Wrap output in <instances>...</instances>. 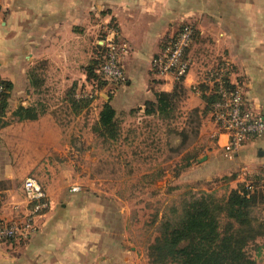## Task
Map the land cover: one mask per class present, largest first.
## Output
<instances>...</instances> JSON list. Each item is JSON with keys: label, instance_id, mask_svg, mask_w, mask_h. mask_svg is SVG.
<instances>
[{"label": "crops", "instance_id": "1", "mask_svg": "<svg viewBox=\"0 0 264 264\" xmlns=\"http://www.w3.org/2000/svg\"><path fill=\"white\" fill-rule=\"evenodd\" d=\"M184 22L194 25L187 49L191 64L181 83L186 94H209L206 71L227 62L228 79L241 85L245 102L264 116V0H0V78L10 84L5 113L11 115L0 126V221L29 212L21 183L15 185L26 175L43 185L49 201L34 215V233L0 239V264H140L142 252L121 228L123 206H108L107 190L83 188L66 162L41 158L67 145L64 133L74 131L73 122L57 119L75 115L67 108L72 95L93 92L86 98H92L96 118L106 101L115 118L130 116L135 107L137 118L149 115L144 102L174 86L155 72L151 57ZM106 23L127 43L125 80L84 90V65L100 54ZM197 83L207 87L193 90ZM18 106L36 116L17 118L12 112ZM211 135L210 147L184 173L196 179L227 175L229 190L264 169V132L232 157L224 154V130L216 124ZM73 184L80 189L72 190Z\"/></svg>", "mask_w": 264, "mask_h": 264}, {"label": "rangeland", "instance_id": "2", "mask_svg": "<svg viewBox=\"0 0 264 264\" xmlns=\"http://www.w3.org/2000/svg\"><path fill=\"white\" fill-rule=\"evenodd\" d=\"M91 61L84 67L89 66ZM90 76L86 71L89 84L84 90L95 91L107 84L97 82ZM180 84L171 89H174V95L167 116L149 114L137 118L138 107H135L130 116L116 118L118 134L113 139L105 137L98 130L92 98L80 99L72 95L67 108L71 107L75 115H60L57 119L63 124L66 119L69 124L73 122L74 131L64 133L67 145L51 149L41 158L50 162H66L65 167L83 188L107 190L104 198L106 204L111 207L123 206L121 228L130 234V241L138 247V253L142 252L140 264H177L174 260L152 261L148 255L149 244L160 233L163 221L174 216L182 201L190 195L202 191L212 193V214L220 223L225 220L224 212L218 209V205L221 197L229 191L226 183L228 176L196 179L192 178L193 172L192 175L184 173L210 147L213 141L211 132L216 122L210 113L206 93H200L201 99L190 97ZM198 86L207 87L202 84ZM106 92L110 96L111 88H107ZM64 109L61 107V110ZM1 113L3 120L11 118L5 111ZM20 183L21 180L16 181L15 185ZM67 184L70 186L69 181ZM241 184L249 186L257 197L253 211L257 217L255 224L259 220L264 221V183L254 176L239 182L237 186ZM2 195L0 201L4 199ZM262 229L263 233L257 237V242L263 244L259 253L255 252L253 244L248 246L258 264H264V223Z\"/></svg>", "mask_w": 264, "mask_h": 264}, {"label": "trees", "instance_id": "3", "mask_svg": "<svg viewBox=\"0 0 264 264\" xmlns=\"http://www.w3.org/2000/svg\"><path fill=\"white\" fill-rule=\"evenodd\" d=\"M100 48H102L101 45ZM98 56L92 59L86 71L97 82H106L98 79L95 72L99 61ZM0 81L5 88L0 97V111L4 112L10 84L2 78ZM179 84L180 82H177L174 86ZM180 86L182 87V84ZM154 95L155 100L144 102V112L167 116L172 107L171 99L174 89L155 91ZM205 97L207 103L211 105L217 97L214 86L211 87L209 94H205ZM80 99L83 98L80 97ZM12 113L19 119L36 116L35 112L24 106H18ZM114 115V108L106 101L102 104L97 118V128L100 133L112 139L118 134ZM3 116L1 113L0 126L9 122V119L3 120ZM256 200L257 197L249 186L241 184L229 189L219 201L218 209L224 212L225 218L220 223L212 214L214 202L212 193L202 191L199 194L190 195L182 201L180 209L174 216L163 221L160 233L149 244L148 255L152 261L158 263L174 260L177 264H258L248 250V246L253 244L255 252L259 253L263 245L257 242V237L263 233L264 221L259 220L255 224L257 217L253 211Z\"/></svg>", "mask_w": 264, "mask_h": 264}, {"label": "built area", "instance_id": "4", "mask_svg": "<svg viewBox=\"0 0 264 264\" xmlns=\"http://www.w3.org/2000/svg\"><path fill=\"white\" fill-rule=\"evenodd\" d=\"M194 25L184 22L177 32L161 41L160 48L151 57V66L155 72L173 82H181L189 72L191 60L187 49L193 38ZM101 54L95 68L98 79L110 83L125 80L123 55L127 43L122 41L116 26L106 23L103 28V39L99 42ZM230 66L220 62L206 71L205 81L215 87L217 97L211 102L210 113L216 124L224 130L227 139L223 145L224 154L232 157L247 140L264 132V116L244 100L241 85L228 79ZM195 90L199 86L193 84ZM5 90L0 81V97ZM93 92L80 96L92 97ZM264 183V169L257 173ZM249 184V183H248ZM22 190L30 203L29 212L20 220L0 221V239L11 237H28L36 230L34 215L48 207V195L43 185L32 175H26L21 182ZM72 190H79L80 185H71Z\"/></svg>", "mask_w": 264, "mask_h": 264}]
</instances>
